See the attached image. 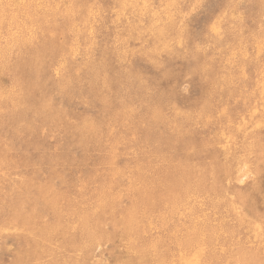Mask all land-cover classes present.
I'll list each match as a JSON object with an SVG mask.
<instances>
[{
  "label": "rangeland",
  "instance_id": "obj_1",
  "mask_svg": "<svg viewBox=\"0 0 264 264\" xmlns=\"http://www.w3.org/2000/svg\"><path fill=\"white\" fill-rule=\"evenodd\" d=\"M262 2L39 0L25 6L24 15L39 24L35 33L22 24L15 37L9 72L17 76L15 91L2 87L7 68L0 62V264H21L19 255L29 249L22 233L3 230L9 223L23 230L63 224L74 236L73 251L62 258V241H54L50 262L74 264L94 242L93 223L114 231L102 206L114 209L113 216L140 214L143 238L158 250L168 238L195 234L200 219L205 244L213 246L220 235L209 208L217 209L209 203L215 198L198 201L191 194L208 195L198 187L187 193L186 207L169 213L167 177L174 173L168 174L167 160L192 150L211 159L206 144L222 122L246 113L253 79L264 72ZM15 13L0 1V36L11 32ZM24 33L31 35L26 41ZM2 50L9 46L0 41ZM207 258L222 264L220 255Z\"/></svg>",
  "mask_w": 264,
  "mask_h": 264
},
{
  "label": "bare ground",
  "instance_id": "obj_2",
  "mask_svg": "<svg viewBox=\"0 0 264 264\" xmlns=\"http://www.w3.org/2000/svg\"><path fill=\"white\" fill-rule=\"evenodd\" d=\"M0 1L16 8V13L8 20V30L11 29V32L0 36L3 47L9 46L8 51L2 50L0 54L1 64L7 68V72L5 69L6 75L3 76L2 87L15 91L16 83L12 78L17 76L13 73L11 78L9 73L10 54L22 24L31 25L35 33L36 25L39 24L38 19L27 18L24 15L26 12L22 10L25 6L31 5L30 3L39 0ZM262 1L264 3V0ZM169 11L171 24L176 25L178 19L173 17L175 10L169 9ZM236 12V9L231 12L233 21L238 20L236 18L238 12ZM18 15L24 16L26 19H19ZM243 33L246 34L244 31ZM164 36L167 40V36L162 33V37ZM30 37L31 35L28 36L24 33L22 39L26 41ZM165 44L172 45L171 40ZM256 47H252L251 51H256ZM257 53L261 55L262 51L258 50ZM248 57H252V55H248ZM8 78L11 80L9 81ZM253 80L251 99L248 103L244 102L243 110L246 108V113L241 110L242 113L232 114L229 121L222 122L215 134V140L206 144L211 151V159L204 155V152L197 153L196 156L192 155V150L182 158L171 157L167 160V167L170 169L168 174L174 173L171 178L167 177L168 187L165 196H168L169 213L174 214L188 205L191 198L188 196V192H194L198 187H201V190H206L208 195H191L200 202H208L207 199L215 198L213 202L209 203L215 205L217 209L209 208L213 209L216 214L215 225L212 227L214 231H217L216 235L218 231L220 232L217 242L214 241L213 246L210 247L205 244L204 236L207 228H204L203 220L200 219L195 234L193 231L194 235L192 231L185 230V233H188L183 234L181 240H179L181 237L177 241H172L170 238L165 239L166 243L161 246L163 250H158L157 248L160 247H156L155 243L146 244L142 227L138 225L140 214L138 217L130 214L113 216L114 209L109 211L108 207L102 206V213H105L107 219L113 223L114 231L100 228L97 222L93 223L92 230L88 232L95 234L94 242L87 251L82 250L76 255L74 264H213L207 257H211L214 253L221 256L222 264H263L264 203L260 201H264V72H261ZM21 86V83H18V87ZM229 168L235 172L234 178H232ZM126 174L128 175V173ZM244 180L247 181L242 184L241 182ZM239 183L242 184L241 188L237 187ZM151 204L152 202H149L148 206L150 207ZM136 213L137 211H135ZM17 225L9 223L3 230L9 234L19 235L22 233L25 237L29 249L19 255L21 264H52L50 261L53 260L54 253L50 246L54 241H62L60 251L62 258H65L64 255L67 252L73 251L74 236L69 234L63 224L51 226L55 229L44 225L30 230H23ZM212 232L208 233V238ZM61 235L63 236L60 237ZM191 236L194 237L191 238ZM129 238L130 241H128ZM156 239L161 241L163 237H156ZM172 239L175 240V237ZM133 241H136L137 245L130 244ZM107 248H109V253ZM114 248L117 250L113 254ZM154 258L157 260L155 261Z\"/></svg>",
  "mask_w": 264,
  "mask_h": 264
}]
</instances>
